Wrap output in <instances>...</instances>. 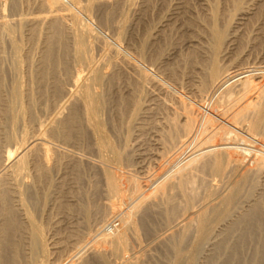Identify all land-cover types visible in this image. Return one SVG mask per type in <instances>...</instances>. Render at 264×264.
<instances>
[{
    "label": "bare ground",
    "instance_id": "obj_1",
    "mask_svg": "<svg viewBox=\"0 0 264 264\" xmlns=\"http://www.w3.org/2000/svg\"><path fill=\"white\" fill-rule=\"evenodd\" d=\"M198 2L0 1V264L80 248L75 213L122 227L71 264H264V71L233 57L264 0Z\"/></svg>",
    "mask_w": 264,
    "mask_h": 264
},
{
    "label": "rangeland",
    "instance_id": "obj_2",
    "mask_svg": "<svg viewBox=\"0 0 264 264\" xmlns=\"http://www.w3.org/2000/svg\"><path fill=\"white\" fill-rule=\"evenodd\" d=\"M1 2H2V4L3 5H8L9 6V4H10V0H0ZM170 1V2H169ZM171 1L172 0H168V4L166 3L165 5H162V4H159V6H158V10H162L163 11V13H165L166 11H167V9H168V7L169 6H167V5H169L170 3H171ZM191 1V3H192V5L195 7V9L196 10H201L200 8H201V6H200V3L198 2V0H190ZM165 6V7H164ZM164 7V8H163ZM167 8V9H166ZM166 11H165V10ZM161 11V12H162ZM159 17V14L157 13V14H155V16L153 15V16H151V19H153L154 17H155V19L157 20V17ZM153 17V18H152ZM97 22V21H96ZM151 22H152V20H151ZM245 28V30L243 29L242 31H241V35L243 34V36H242V38L240 39L239 38V40L237 41V43H236V45H235V50H234V53H233V57L235 58V55H238L237 53L239 52V51H242V52H239V53H243V51L245 50V52L244 53H247L246 55H247V57H246V60H244V62H242L241 64H240V68H241V70L243 69V71H256V72H258V73H261V72H263L264 71V64L263 63H259V60H263L264 58H262V57H264V49H263V45H260L261 44V42H262V37H260L261 36V34L260 33H262V31H261V26L258 24V23H256V21H253V22H250L247 26H245L244 27ZM138 34H141V32H142V29H143V24H142V22H140V24H139V26H138ZM258 31H260V32H258ZM243 32V33H242ZM258 36H257V35ZM249 35V36H248ZM248 36V38H246ZM254 36H255V38H254ZM254 39H253V38ZM260 37V38H259ZM251 38V39H250ZM258 38V39H257ZM252 40V41H248V40ZM257 39V40H256ZM242 41V42H241ZM258 41V42H257ZM248 42V43H247ZM254 42V43H253ZM257 42V43H256ZM260 42V43H259ZM242 43V44H241ZM248 45H247V44ZM245 45H247L248 46V48H250V49H248L247 48V46H245ZM257 45V46H256ZM252 46V47H251ZM261 46V47H260ZM256 47V48H255ZM254 48V49H253ZM239 49H243V50H239ZM247 49H248V51H247ZM251 49H253V50H251ZM261 49V50H260ZM250 50V51H249ZM263 50V51H262ZM185 51V50H184ZM247 51V52H246ZM253 51H254V53H253ZM257 51V52H256ZM261 52V54H259L260 52ZM253 54V58H255L256 60H254V59H251L252 58V54ZM250 53V54H249ZM255 53H256V55H255ZM263 54V56H261ZM255 56V57H254ZM258 56V57H257ZM259 58V59H257V58ZM249 58V59H248ZM248 59V60H247ZM251 59V60H250ZM250 60V61H249ZM246 61V62H245ZM254 63H253V62ZM238 61H234V62H232V64L233 65H235L236 63H237ZM255 62L257 63V67L255 66L256 64H255ZM263 62V61H262ZM248 64V65H247ZM251 64V65H250ZM255 64V65H254ZM246 65V66H245ZM259 65H261V66H259ZM242 66V67H241ZM252 66V67H251ZM263 66V67H262ZM253 68V69H252ZM255 68V69H254ZM258 70V71H257ZM183 71V70H182ZM184 72V71H183ZM191 72V69H185V72H184V80H185V82L187 83V82H189L190 81V79H189V73ZM192 148H190V149H188L187 150V152L185 153L187 156L188 155H190V153H192V152H194L195 150H196V148L192 151L191 150ZM191 150V151H190ZM179 152H181V150L179 151ZM178 152V153H179ZM189 152V153H188ZM176 154V153H174L175 155H173V156H169L168 158H169V160H164V162L163 161H161V162H158L157 164L156 163H154V164H156L155 166H153L154 164H152V166L153 167H151V169L148 171L149 173H147V175H143L142 176V174H139V176L141 177H139V179L143 182V184H145V186L147 187V185H151V178L152 177H154V176H157V175H159L160 173H162L163 171L162 170H165V171H168V170H171V166H172V169H173V167H174V164L172 163L173 161H175V162H177V159H178V161L179 160H183L185 157H186V155L185 154ZM188 153V154H187ZM175 156V157H174ZM184 157V158H183ZM160 163H161V166H160ZM167 163H168V165H167ZM159 164V165H158ZM151 166V165H150ZM160 166V167H159ZM167 166V167H166ZM158 167V168H157ZM164 167V168H163ZM150 167H148V169H149ZM158 169V170H157ZM167 169V170H166ZM153 172H155V173H153ZM138 175V174H137ZM150 176V177H149ZM148 178V179H147ZM149 181V183L148 184H146L147 182ZM86 188H87V186H86ZM88 189V188H87ZM148 189V188H147ZM128 199V198H127ZM128 201H130V200H128ZM159 209V208H158ZM76 214V215H75ZM74 215H73V217H71V218H73L71 221H73V223H74V225H78V226H80L83 230H85V231H83L80 227H79V229L80 230H82L83 232H81V234L82 235H85V237L86 238H88V239H86V240H84V242L85 243H81L80 244V248H79V246H78V249L77 248H75V249H72V250H70L71 248H64L65 249V251L62 249V251H64L63 253H62V256L60 257V258H56V259H53L52 261H51V263L52 264H71V263H73V262H76L77 260H78V258L81 256V255H83L84 253H86L88 250H89V248H91V246H93L94 247V244H97L96 243V240L100 237L99 235H101V233H102V231H103V229H105L106 228V226H109V228L111 227V225L112 224H115L117 227H118V229H121L120 227H122L120 224H121V222H120V220H118V219H114L113 217H108V219L107 220H110L109 222H107V224H109V225H106L104 228H102L101 226H99L98 224H96L95 222V224L94 223H92L91 224V226L90 227H85L86 226V224H85V220L83 219L82 220V217H83V215L82 214H80V213H75ZM77 214H78V217H77ZM57 214L56 213H53L52 214V216H56ZM51 216V217H52ZM49 217V219H46V220H50L51 219V221H52V219H54L55 217ZM77 217V218H76ZM110 218H112V219H110ZM75 219V220H74ZM79 219H81L80 220V222L78 221ZM113 220V221H112ZM79 222V223H78ZM112 222H114V223H112ZM47 223H49V226H50V221L48 222L47 221ZM176 223H178V224H181V222L180 221H177ZM94 224V225H93ZM182 225V224H181ZM77 226V227H78ZM98 226V227H97ZM120 226V227H119ZM162 226V225H161ZM180 226V225H179ZM68 226L66 225L65 227H63L62 229H65L66 228V230H60V234L61 235H63V236H65L64 234H66L67 233V231H68V228H67ZM92 227V228H91ZM158 231H160L163 227H164V224H163V227H160L159 225H158ZM87 228V229H86ZM96 228V229H95ZM161 228V229H160ZM93 229V230H92ZM89 230V231H88ZM62 231H64V232H62ZM96 233V234H95ZM90 236H89V235ZM89 237H88V236ZM98 237V238H97ZM94 240V241H93ZM90 244H89V243ZM82 245V246H81ZM85 245H87V247L85 246ZM90 245V246H89ZM98 245V244H97ZM97 245H95V246H97ZM85 247H86V249H85ZM67 249V250H66ZM87 250V251H86ZM157 255L158 256H160L159 258H160V261L161 262H164V263H166V262H168V261H166V260H168L167 258V256H166V254H165V252H164V250L163 249H161V248H159L157 251ZM79 253V254H78ZM67 254V255H66ZM70 254V255H69ZM128 254V253H127ZM126 254V257L128 256H130L129 254L127 255ZM160 254V255H159ZM66 256V257H65ZM162 256V257H161ZM69 257V259H67ZM77 257V258H76ZM127 257V258H128ZM131 257H132V255H131ZM165 257V258H164ZM63 259H64V261H63ZM164 259H165V261H164ZM55 260V261H54ZM61 260V261H60ZM74 260H76V261H74ZM163 260V261H162ZM60 261V262H59ZM72 261V262H71ZM59 262V263H58ZM50 263V264H51Z\"/></svg>",
    "mask_w": 264,
    "mask_h": 264
}]
</instances>
